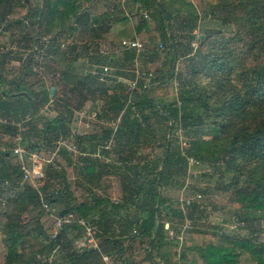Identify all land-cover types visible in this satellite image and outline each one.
Wrapping results in <instances>:
<instances>
[{
  "label": "trees",
  "instance_id": "obj_1",
  "mask_svg": "<svg viewBox=\"0 0 264 264\" xmlns=\"http://www.w3.org/2000/svg\"><path fill=\"white\" fill-rule=\"evenodd\" d=\"M96 1L0 0V35L12 27L9 17L23 29L19 36L10 28V40L0 41V47H9L0 49V115L16 122L31 116L24 130L12 122L0 123V136L13 140L21 132L29 153L55 148L61 136L93 151L110 139L116 125L114 152L123 162L107 165L120 169L124 192L120 200L91 194L78 202L61 160L47 164L45 176L32 182L24 178L11 151L14 142L3 141L5 264H108L104 253L113 257L111 264H264V241L257 227L250 236L230 235L219 224L206 222V203L195 197L187 204L165 192L174 184L184 185L186 176L195 177L188 159L194 156L229 175L224 190L238 220L250 223L260 219L252 212L264 213V0H130L136 5L134 27L118 33H111L112 21L128 19L125 7L92 14L89 8ZM206 20L219 26L194 33ZM144 32L146 49L141 53L123 47L118 57L100 50L103 40L121 44ZM137 59L145 66L161 64L149 84L139 81L132 107L123 79L135 77ZM180 59H185L184 66H179ZM16 62L18 71L13 70ZM105 63L113 68L106 75ZM45 69L52 72L48 79ZM171 81L178 83L173 98L149 92L156 82ZM92 96L96 101L88 106ZM49 104L55 115L39 120ZM77 112H94L99 130L75 132L70 124ZM154 119L167 121L160 137ZM177 129L187 135L186 146L174 134ZM84 137L90 146H81ZM143 146L162 147L163 152L145 161L134 157ZM60 154L67 158L69 152L62 148ZM197 191L208 192L209 187L191 193ZM44 201L57 214L73 213L97 224L99 247H76L83 236L77 221L53 237L55 218ZM130 204L137 210L121 213ZM46 218H52L49 226ZM55 249L50 263L46 258ZM138 253L143 256L136 259Z\"/></svg>",
  "mask_w": 264,
  "mask_h": 264
},
{
  "label": "rangeland",
  "instance_id": "obj_2",
  "mask_svg": "<svg viewBox=\"0 0 264 264\" xmlns=\"http://www.w3.org/2000/svg\"><path fill=\"white\" fill-rule=\"evenodd\" d=\"M110 3V7H112L114 4L119 5L120 7L125 6V0H108ZM122 2V3H121ZM102 9V8H101ZM100 9V11H101ZM125 9L127 10V12H129V14L133 15L132 12H130V10L127 9V7L125 6ZM90 12L92 14H95V12H98V4L97 7L96 6H91L89 8ZM143 11V8L142 10ZM9 27L10 25L12 27H10L12 30H16V32L20 35H22V27L21 25L17 24L16 22L13 21V19L8 18V22L9 23ZM150 23L152 24V26H154L153 23H155V21L150 20ZM214 26H219V22L213 21V20H206L204 22L200 23V27L197 28L196 31H194L197 35L200 34V32H202V30L206 27H214ZM227 30H230V28H228V26H224ZM8 29L7 33L1 34L0 35V41H9L10 40V35L9 33L11 32V29ZM185 30L182 31V33H184ZM146 37V36H145ZM140 40L145 41V38L142 37L140 38ZM193 47L195 48L198 45V38H195L192 42ZM185 59H180V61L178 62L179 66H184L185 64ZM18 62H16L15 64L13 63V70L14 71H18V67L19 65L17 64ZM140 64V61H139ZM142 64V63H141ZM152 67H148L149 71L154 72V70L156 69L157 65L159 63H152ZM147 67V66H145ZM140 72L145 71L144 68L141 67ZM44 71V70H42ZM46 71V70H45ZM151 76H148V79ZM178 85V83L175 81H171L169 82V84L167 86H163L161 91L158 92L157 90L154 91L153 94L157 95H164V94H168L170 93L171 95L174 93V95L177 92V88L176 86ZM166 98H168V95L166 96ZM165 98V99H166ZM94 101H96V97L92 96L89 99V103L87 104L88 106L91 105ZM49 111H44L41 115V118L38 116L39 120L43 121V118H48L51 117L53 115H55V112L53 111V104H49L48 105ZM96 116L95 113H91L89 116H85L83 112H77L76 116H75V123L77 124V126L81 129V130H93V127H96ZM26 120L24 119L22 122V126L24 125V122ZM154 125L156 126L157 130V136L160 137L161 134L163 132H165L166 130V126H167V121H163V120H159L157 122L156 119H154ZM174 134L178 137L179 140L182 141V144L184 146H186L185 140L187 138V135L183 132L182 129H177L175 130ZM161 141V139H159ZM146 151V149H145ZM154 151L151 149V152ZM163 149L162 147H157L156 149V153L155 154H162ZM152 154V153H151ZM192 174L195 177L192 176H186L184 178V182L182 181V184L177 185L174 184L170 187H168L166 189V194L170 195L172 198L176 199V200H185L186 198H192V197H196L197 198V194H201V197H199L198 199L201 200L202 202L206 203L207 205V211L209 213V217L207 218L206 222H210L213 224H219L222 227V230L230 235L236 236V237H246V236H250L252 233L251 228L253 226L257 227L260 232V236L259 238L261 240L264 241V213L261 211H254L251 213L252 217H259V220H254L251 221L250 223L245 222V221H241L238 220L235 217V207L232 204V202L230 201L229 197L226 194V191L224 190V186L225 184L229 181V175H222L223 174V168L219 167L216 171H214L211 167V165L209 164H203L200 166H196L193 167L192 169H189ZM121 186H119L118 188L122 189V195H123V184H122V178H121ZM112 185L114 186L115 184L112 183ZM207 187H209V191L208 192H202V191H197L195 194H192V189L194 190H198L199 188L206 189ZM121 193V192H120ZM121 195V196H122ZM181 201V202H182ZM132 209L129 210L130 213H132L133 211H131ZM52 223V218H46V224L49 226ZM2 226H3V221H0V264H5L4 262V245L2 242V238H1V230H2ZM143 256V253L141 254L140 257ZM139 257V258H140Z\"/></svg>",
  "mask_w": 264,
  "mask_h": 264
},
{
  "label": "crops",
  "instance_id": "obj_3",
  "mask_svg": "<svg viewBox=\"0 0 264 264\" xmlns=\"http://www.w3.org/2000/svg\"><path fill=\"white\" fill-rule=\"evenodd\" d=\"M124 1V0H123ZM122 3V2H121ZM125 6L127 7L128 10H130V12H132V10H134V7L136 6L135 4L133 5V2L130 0H125ZM98 4V12L96 13H100V12H104V11H110L114 8L120 7L119 5L114 4L112 7H110V3L108 0H97L96 3H94V5L92 6H96L97 7ZM122 6V7H125ZM102 8V9H101ZM153 7L151 6L150 9H152ZM101 9V11H100ZM127 15H128V19L125 20H119V19H114L112 21V26H111V33H118L122 30L125 29H130L134 27V20H133V16L131 14H129V12H127V10L125 9ZM142 12L147 13L149 11H147V9H144ZM148 14V13H147ZM10 18V17H9ZM12 19V18H11ZM154 21V20H153ZM155 26V23H153ZM154 26H152V24L150 23V28H154ZM197 28L194 30L196 31ZM195 33V32H194ZM147 35L146 32H144L142 35L140 36H136L134 38H142ZM114 41V42H113ZM142 41V40H141ZM120 41L118 40H112V39H108V40H103L100 42V50L104 53H107L109 55L112 54V52H115V55L120 57L122 54V45L119 43ZM146 45V44H145ZM162 46V45H161ZM141 53V52H140ZM111 59H113V56H111ZM139 59L136 60V67H135V77H128L126 80L128 85L131 81L137 79L138 83L141 79H144L146 84H149L151 81L152 76H154V73L152 71H149L148 66L151 68L153 64H148L147 67H145L144 64H139ZM159 64H161V62H159ZM103 66H108L109 69L107 71H105V75L106 73L108 74V71L112 70V65L105 63ZM144 68L146 73L151 72L152 76L150 78V80H146L145 77H139L138 76V71H141ZM46 70V69H45ZM42 71L44 77L46 79L50 78V76L52 75V72L46 70V71ZM176 83V82H175ZM169 84L168 83H161V82H156L153 86H151L149 88V92L155 96V97H164L166 98V96L168 95V98L166 99H170L173 98L174 93L171 95L170 93L168 94H164V95H155L153 94L155 90H157L158 92L161 91L163 86H167ZM139 86L137 87L136 90H138ZM136 94V92H135ZM71 128L79 133V134H84V133H90V132H96L99 129L93 127V130H81L77 124L75 123V119L73 121L72 124H70ZM1 140H0V144L4 145L5 141H11L14 142L13 145H16L17 142L15 141V138L9 139L10 137H8V135H3L0 136ZM71 140L75 141V139L70 138ZM82 144L81 146L84 145H91L90 144V140L87 138H83L82 139ZM4 141V142H3ZM9 141V142H10ZM23 140L21 141L22 144ZM54 147L52 149L49 150H53ZM146 149V151H145ZM151 149L154 150L151 152ZM156 149L157 147H153V146H143L140 148L139 152L134 156V157H138V158H144L145 160H149L150 158H153V156L156 153ZM107 154L110 156L111 158V162L110 163H118L121 164L123 161L120 160L117 156V154L113 151H106ZM152 153V154H151ZM70 155V156H69ZM68 157L64 158V157H60L61 162L65 165L66 170H67V174H68V179L71 185L72 190L74 191L78 202H82V201H86L88 200V198L91 196V194H94L96 196H106L109 197L112 201L115 200H120V198L122 197V189L118 188L119 186H121V172L120 169H115L112 168L110 166H108L106 162L100 161L98 159L95 158H90V160L88 161L86 158L80 157L78 155H74L69 153ZM121 161V162H120ZM107 166H106V165ZM112 183H114L115 185L113 186ZM121 192V193H120ZM132 209L133 210H137V206L130 204L129 206H127L126 208H124L123 211H121V213L123 214H130L129 210ZM2 220L1 216H0V221ZM111 256V255H110ZM141 256L140 253L135 255L136 259H139V257ZM111 261H113V257L111 256ZM112 263V262H111Z\"/></svg>",
  "mask_w": 264,
  "mask_h": 264
},
{
  "label": "built area",
  "instance_id": "obj_4",
  "mask_svg": "<svg viewBox=\"0 0 264 264\" xmlns=\"http://www.w3.org/2000/svg\"><path fill=\"white\" fill-rule=\"evenodd\" d=\"M145 16L148 17V14L145 13ZM121 45L124 48H130L137 50L138 53L143 52L146 49V45L143 41H141L138 38H124L121 41ZM5 46H1V50H7ZM109 69L108 66H104V71H107ZM138 71L139 77H145L146 80L148 79V76H152V73H146V72H140ZM102 79H104V76H102ZM138 87V80L135 79L131 81L128 85V88L126 90L128 94L127 104L132 105V107L135 106V92ZM31 116L28 114L25 118V120H29ZM140 121L142 124H145V121L142 117H140ZM12 122L17 125H19L20 130H24L26 126H22V122H16L13 119L9 120L7 117L0 115V123H8ZM117 129V126L114 125V133L111 135L110 139L106 141L103 144H99L93 151L89 148H81L78 146V144L71 140L68 137L61 136L59 140L57 141V145L53 150L44 149L43 151H35L29 153L27 149L24 147L23 144H21V141L23 140L22 133L19 132L14 136L15 141L17 142L16 145L11 149L12 153L14 154L17 162L21 166L24 178L27 180H31L32 182H36L38 179H41L45 176V167L47 164L53 163L56 160H60L61 154L60 149L65 148L69 153L78 155L83 158L92 157L95 159H98L100 161L110 163L111 158L107 154L106 151H113L116 137H115V131ZM0 149L5 150L6 147H2ZM29 153V154H28ZM189 169H192L193 167L200 166L202 163L194 156H190L189 158ZM121 162V161H120ZM201 197V194H197V198ZM195 198H186L185 201L187 204H189L193 199ZM44 208L47 210H52V216L55 218V227L53 231V237L56 236L58 230L62 228L65 224H71L74 221H77L78 224L83 228V236L78 238L75 242V245L77 248L83 250L86 248H97L99 247V239L96 236V230L98 228L97 224L91 222L85 217H77L73 213L68 214H57L55 212L54 207L49 204L48 202H43ZM57 249H55L46 259L51 263L55 259V252ZM39 257H42V255L39 254ZM105 262L108 264H111V256L107 253H104L102 255Z\"/></svg>",
  "mask_w": 264,
  "mask_h": 264
},
{
  "label": "water",
  "instance_id": "obj_5",
  "mask_svg": "<svg viewBox=\"0 0 264 264\" xmlns=\"http://www.w3.org/2000/svg\"><path fill=\"white\" fill-rule=\"evenodd\" d=\"M55 89H56L55 86L51 87V93H52V94L55 93ZM171 134H172V128H170V130H169V136H171ZM158 223H159V218H157V220H156V224H158ZM168 226H169V223L167 222V223H166V227H168Z\"/></svg>",
  "mask_w": 264,
  "mask_h": 264
}]
</instances>
